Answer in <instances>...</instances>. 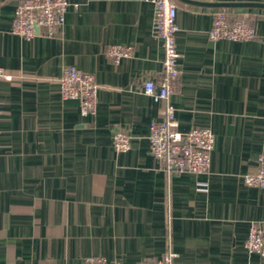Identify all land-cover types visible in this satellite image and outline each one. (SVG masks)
I'll list each match as a JSON object with an SVG mask.
<instances>
[{"label":"crops","instance_id":"0c3cea01","mask_svg":"<svg viewBox=\"0 0 264 264\" xmlns=\"http://www.w3.org/2000/svg\"><path fill=\"white\" fill-rule=\"evenodd\" d=\"M19 1L0 0V69L12 76L0 78V264H140L168 250L175 264H264L244 246L249 223L264 220V189L242 179L264 152V9L225 8L251 16L256 37L211 41L220 8L174 0L178 129L215 138L208 171L194 174L164 170L149 151L162 104L141 87L161 78L163 59L149 0H68L58 33L32 39L11 32ZM114 44L131 55L114 63ZM65 66L95 76V114L61 97ZM118 128L126 152L113 149Z\"/></svg>","mask_w":264,"mask_h":264},{"label":"built area","instance_id":"2783aa9c","mask_svg":"<svg viewBox=\"0 0 264 264\" xmlns=\"http://www.w3.org/2000/svg\"><path fill=\"white\" fill-rule=\"evenodd\" d=\"M153 4L152 29L162 41L163 59L162 76L157 81L150 77L142 81V92L154 102L162 104L159 119L149 124V151L156 162L166 171L205 173L210 165V153L214 146V134L209 127L194 126L187 132L178 129L175 108L170 98L178 88L179 69L177 64L176 23L177 5L174 0H149ZM68 0H20L13 13L11 32L25 39L37 35L55 36L62 27ZM229 9L215 11L213 23L208 32L211 41H249L256 37L253 25L247 15L230 19ZM131 46L114 44L107 50L114 63L129 57ZM0 78L11 80L12 76L0 69ZM59 92L63 99H76L82 116L93 115L97 109L99 84L92 73L79 70L74 66L62 68L57 78ZM1 122V110H0ZM112 146L116 152H126L131 147V136L123 129H116L112 134ZM247 186L264 189V152L256 157V169L243 175ZM244 246L248 252L264 258V220L251 221L248 225ZM176 254L170 250L149 263L140 264H175ZM72 264H122L118 259L111 262L99 255L84 256Z\"/></svg>","mask_w":264,"mask_h":264},{"label":"water","instance_id":"95a60500","mask_svg":"<svg viewBox=\"0 0 264 264\" xmlns=\"http://www.w3.org/2000/svg\"><path fill=\"white\" fill-rule=\"evenodd\" d=\"M192 4L213 6L216 8H257L264 9V2L258 1H246V0H225V1H213V2H201L195 0H183Z\"/></svg>","mask_w":264,"mask_h":264},{"label":"trees","instance_id":"16d2710c","mask_svg":"<svg viewBox=\"0 0 264 264\" xmlns=\"http://www.w3.org/2000/svg\"><path fill=\"white\" fill-rule=\"evenodd\" d=\"M236 13L237 12H235V10H233V9L231 11L229 10V12H228L229 18L233 19V18H236V17L241 15V13H239V14L238 13L236 14ZM247 16H248V19L250 20V23L252 24L251 16H249V15H247Z\"/></svg>","mask_w":264,"mask_h":264}]
</instances>
